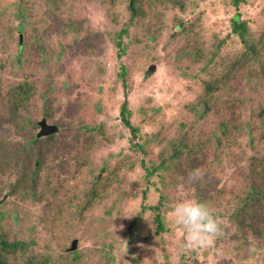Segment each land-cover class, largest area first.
Masks as SVG:
<instances>
[{
	"label": "rangeland",
	"instance_id": "374dc122",
	"mask_svg": "<svg viewBox=\"0 0 264 264\" xmlns=\"http://www.w3.org/2000/svg\"><path fill=\"white\" fill-rule=\"evenodd\" d=\"M134 1L0 0L4 264H264V0ZM188 198L222 221L210 248L180 247Z\"/></svg>",
	"mask_w": 264,
	"mask_h": 264
},
{
	"label": "clouds",
	"instance_id": "9594fccd",
	"mask_svg": "<svg viewBox=\"0 0 264 264\" xmlns=\"http://www.w3.org/2000/svg\"><path fill=\"white\" fill-rule=\"evenodd\" d=\"M201 169L189 173L188 182L203 180ZM174 224L180 229L183 240L180 247L185 252L212 247L222 234V221L206 203L188 198L178 201L170 210Z\"/></svg>",
	"mask_w": 264,
	"mask_h": 264
},
{
	"label": "trees",
	"instance_id": "16d2710c",
	"mask_svg": "<svg viewBox=\"0 0 264 264\" xmlns=\"http://www.w3.org/2000/svg\"><path fill=\"white\" fill-rule=\"evenodd\" d=\"M129 11L131 13V17L130 20H132V17H134V0H129ZM232 5L236 8L240 2H244V0H232ZM231 32H233L234 34H236L238 36V38L240 39V41L246 46V39L248 37V30L246 27V24L244 22H239V17L238 15H235L232 19H231ZM182 24L179 25V27ZM127 27L122 28L119 33L117 35H114L112 41L115 43V46L118 49V53H119V57H121L122 52L124 50L121 38L122 36H127ZM122 70L124 71V68H122ZM18 90V94H20L21 96L23 95V91H21V88H17ZM16 94V92H15ZM119 115H120V119L121 122L123 123V125L128 128V130L130 131V134L132 135V137H136L137 133H138V129L136 127H133L130 122H129V117H130V112L128 111L126 102H123L120 110H119ZM37 127V126H36ZM88 130H90V128H88ZM52 137V135H48L43 137L44 139H50ZM41 138V139H43ZM32 141V140H31ZM39 141V139L36 137L33 139L34 143H37ZM140 149H142V147H139ZM264 159V156H263ZM146 169V168H145ZM146 172H148V169H146ZM254 175H256V172H253ZM250 190L251 193L249 194L250 197H254L256 198L257 202H263L264 204V183L263 184H257V185H250ZM155 221H156V229L158 231H162L163 227H162V223L160 222V217L159 215L155 216ZM19 247H23V244H21V242H7L5 239H0V264H4L5 263V256H3L1 253L5 252L8 254H14L16 252V250L19 249Z\"/></svg>",
	"mask_w": 264,
	"mask_h": 264
},
{
	"label": "water",
	"instance_id": "95a60500",
	"mask_svg": "<svg viewBox=\"0 0 264 264\" xmlns=\"http://www.w3.org/2000/svg\"><path fill=\"white\" fill-rule=\"evenodd\" d=\"M152 68H153L152 66L149 67L150 72L152 71ZM38 126H39V132L37 133L38 137L41 136L45 137L57 132V127L47 124L45 120H41L40 122H38ZM74 244L75 243L73 242L71 245V250L74 249Z\"/></svg>",
	"mask_w": 264,
	"mask_h": 264
}]
</instances>
